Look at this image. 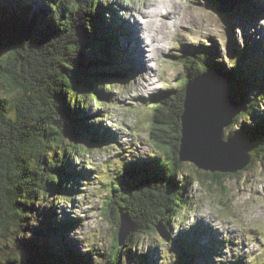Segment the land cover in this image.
<instances>
[{"label":"trees","instance_id":"obj_1","mask_svg":"<svg viewBox=\"0 0 264 264\" xmlns=\"http://www.w3.org/2000/svg\"><path fill=\"white\" fill-rule=\"evenodd\" d=\"M106 3L44 0L34 10L24 2L18 6L0 0V264H153V256L135 250L147 237L170 248L176 245L172 225L178 213L189 209L185 191L192 182L223 189L227 178L264 162V118L259 113L264 83L258 68L246 66L245 49L230 55L234 69L224 75L232 87L240 85L239 94H232L240 105L234 123L242 122L251 162L236 173H222L180 161L186 85L204 72L222 69L218 62L207 63L208 51H185L178 58L183 77L150 98L151 139L164 150L165 159L157 155L119 168L120 176L111 183L100 211L111 226L104 250L80 249L67 237L77 218L59 219L55 206L74 202L81 178L96 175L90 163L74 168L73 161L85 153L93 155L95 145L118 143L101 119H89L92 99L108 103L111 79L124 83L119 71L126 53L124 29L115 16L106 17ZM248 56L251 65H257L258 57L250 52ZM247 70L251 76L244 78ZM260 84L259 92L251 90ZM248 90L253 98L247 102ZM123 216L134 226L125 240L120 239ZM189 251L191 255L177 261L197 264L196 251Z\"/></svg>","mask_w":264,"mask_h":264},{"label":"rangeland","instance_id":"obj_2","mask_svg":"<svg viewBox=\"0 0 264 264\" xmlns=\"http://www.w3.org/2000/svg\"><path fill=\"white\" fill-rule=\"evenodd\" d=\"M176 1L177 7L180 6L178 18L181 17L180 14L185 13L187 19H183V26H180V19L176 22L174 18L175 22L168 23V37L165 42L160 43L163 49L154 59L144 40H140L138 36L139 41L136 42L133 34L138 28L136 19H145L144 11L150 6L151 0H108L105 5L107 17L118 16L128 25V30L130 28L131 35L133 34L130 35L131 56L130 63L127 59V63L119 70L123 72L122 77L126 78V83L124 79V83L120 79H111L110 85L115 87L111 90L110 101L105 102L104 106L98 101L91 102V112L95 118L101 117L96 115L97 106H103V111L108 115L104 118L103 124L112 130L119 143L109 145L107 149L95 148L93 155L90 156L85 154V158L82 159L91 161L90 165L88 164L89 169L97 170L96 175L92 174L87 182H81L80 192L74 197V202L64 200L55 206L59 219L61 215L71 219L77 218V226L70 229L66 235L71 241H76L80 249L93 247L102 251L109 244L111 226L102 220L100 211L102 203L109 196L111 183L120 176L116 170L120 167L118 161L124 164L128 159L124 158L123 150L130 153L129 159L134 161L131 162L134 165H140L137 163L139 161L147 162L157 155L160 160L165 159L164 150L156 148L151 139L152 122L148 101L151 95L156 94L167 83L174 85L170 80L175 82L183 77L185 69L178 59L183 51L198 48L208 51L211 58H206L207 63L218 62L222 67L219 70L226 74L234 69V60L230 55L234 51H242L247 46L255 45L260 49L255 51L261 55L260 60H257V66L261 83H264V73L261 72L264 70V15L261 16L263 17L261 20L257 18V22L253 23L251 15L247 13V4H239L228 13H219L213 0ZM170 3V0L154 2L156 12L146 13L149 19L144 22L145 30L159 32L162 26L156 24V19L163 7L171 5ZM5 4L4 7L7 8L8 4ZM255 7L263 9L260 5ZM255 10L258 11L254 9L253 14ZM242 24H245L244 27ZM144 59L150 60V69ZM196 67L198 65H195ZM148 72L150 74L145 77ZM247 76L251 75L248 73ZM247 76L244 73V78ZM140 82L143 86L151 82L150 89L141 91L138 85ZM259 89H262V84L251 88L254 92H259ZM239 92L240 85L234 84L231 94L236 96ZM244 97V101H250L253 98L251 91L248 90ZM259 113L264 118V104L260 105ZM241 123L227 127L224 139H228L239 130ZM120 151L123 152L119 153ZM74 164V168L80 167L81 158L74 160L72 166ZM107 165L111 167L110 169L108 167V170L104 168ZM101 168L105 169L107 176ZM190 185L191 187L185 191L186 198L191 201L187 209L189 211L185 209L178 213V216L184 221L185 228L188 230L193 228L197 233L186 229L188 236L180 240L181 231L176 225L178 219H175L172 236L177 240L173 248L164 241L147 237L141 240L135 252L153 256L151 260L153 264H178V257L191 255L189 249L196 251L197 264H235L238 260L241 261L240 264H261L264 260V162H258L240 176L227 178L223 189L217 186L214 188L200 186L197 182ZM190 208L194 209L192 214Z\"/></svg>","mask_w":264,"mask_h":264},{"label":"water","instance_id":"obj_3","mask_svg":"<svg viewBox=\"0 0 264 264\" xmlns=\"http://www.w3.org/2000/svg\"><path fill=\"white\" fill-rule=\"evenodd\" d=\"M220 12H227L238 0H216ZM232 85L219 69H212L188 82L181 117V162H190L210 172L236 173L252 160L247 135L237 130L224 139L225 129L234 124L240 105L233 101ZM133 223L123 216L120 239L133 231Z\"/></svg>","mask_w":264,"mask_h":264},{"label":"bare ground","instance_id":"obj_4","mask_svg":"<svg viewBox=\"0 0 264 264\" xmlns=\"http://www.w3.org/2000/svg\"><path fill=\"white\" fill-rule=\"evenodd\" d=\"M159 1H161V0H151L150 6L148 7V9L146 11H144L145 19L144 20H142V19H136V22L138 24V30H137L138 31L137 32L138 35L136 33V37L135 38L138 39L140 37V40H144V42L146 43V45L150 48V55H151V57L153 59L156 58L157 53L160 52V51H162V49H163L160 46V43L161 42H165L166 41V38L168 37V34H169V32L167 31L168 30V23L171 20H173L174 18L177 19L178 21L180 19V26H181L183 24L182 21H184L185 18L187 19V14H185V13H184V15L180 14L181 17L178 18L179 15L177 14V12H178L180 6L177 7V4H176L177 1L176 0H170L171 1V3H170L171 5L166 6V7H163L162 11L160 12V14L158 15V17L156 19V24H160L162 26V28L159 29V32L156 31V30H152V29L145 30L144 29V27H145L144 22L149 19V17L146 15V13H148V12L149 13L150 12L151 13L156 12L155 11V8L153 7V4H154V2L155 3H158ZM212 2L214 3V5L218 4L216 0H213ZM160 16H161V18H159ZM254 22H257V20L254 21ZM245 24H247V23H245ZM244 25H243V27H244ZM175 26H176V24H175ZM257 29H258V27H257ZM141 44H142V46L144 45L143 43H141ZM143 61H146L147 62V64L149 65V69H150L151 68L150 60L149 59H144ZM149 74H150V72H148V74H146L145 77L147 75H149ZM148 81H150V78H149ZM138 85H139L141 91L142 90H147L148 88L150 89L151 82H149V84H146V86L141 85V82Z\"/></svg>","mask_w":264,"mask_h":264}]
</instances>
